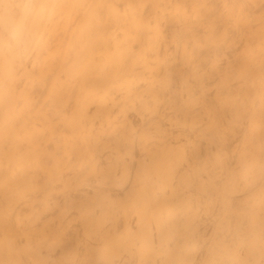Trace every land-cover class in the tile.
<instances>
[{"label":"bare ground","instance_id":"1","mask_svg":"<svg viewBox=\"0 0 264 264\" xmlns=\"http://www.w3.org/2000/svg\"><path fill=\"white\" fill-rule=\"evenodd\" d=\"M0 264H264V0H0Z\"/></svg>","mask_w":264,"mask_h":264}]
</instances>
